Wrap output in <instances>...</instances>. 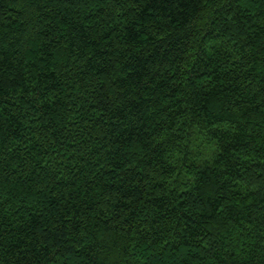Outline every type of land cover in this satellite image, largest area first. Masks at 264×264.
Masks as SVG:
<instances>
[{
    "label": "trees",
    "instance_id": "16d2710c",
    "mask_svg": "<svg viewBox=\"0 0 264 264\" xmlns=\"http://www.w3.org/2000/svg\"><path fill=\"white\" fill-rule=\"evenodd\" d=\"M0 264H264V0H0Z\"/></svg>",
    "mask_w": 264,
    "mask_h": 264
}]
</instances>
